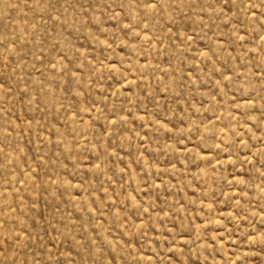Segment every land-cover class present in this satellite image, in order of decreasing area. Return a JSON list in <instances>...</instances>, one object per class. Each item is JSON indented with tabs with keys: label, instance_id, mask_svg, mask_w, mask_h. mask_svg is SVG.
<instances>
[{
	"label": "rangeland",
	"instance_id": "rangeland-1",
	"mask_svg": "<svg viewBox=\"0 0 264 264\" xmlns=\"http://www.w3.org/2000/svg\"><path fill=\"white\" fill-rule=\"evenodd\" d=\"M0 264H264V0H0Z\"/></svg>",
	"mask_w": 264,
	"mask_h": 264
}]
</instances>
